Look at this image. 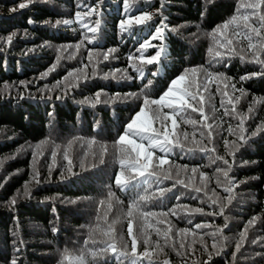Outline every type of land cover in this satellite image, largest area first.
<instances>
[{
    "label": "trees",
    "instance_id": "16d2710c",
    "mask_svg": "<svg viewBox=\"0 0 264 264\" xmlns=\"http://www.w3.org/2000/svg\"><path fill=\"white\" fill-rule=\"evenodd\" d=\"M257 2L0 0V264H75L78 257L82 264H264V131L258 130L264 129V63L255 59L264 60V39L249 32L243 20L249 15V23L259 27L247 7ZM21 3L28 6L20 8ZM141 14L152 19L136 24ZM128 19L133 23L121 30L119 22ZM96 21L97 32H89ZM162 21L163 39H153ZM221 40L232 44L220 47ZM145 41L152 46L142 50L143 59L163 48L152 64L141 63ZM111 49L116 51L105 60ZM215 51L224 58L214 59ZM186 70L197 95L189 103L199 109L203 97L211 141L204 117L188 108L175 117V130L165 121L174 132L170 140H179L183 150L150 149L149 171L163 182L145 183L152 178L138 176L118 186L119 159L128 148L116 143L119 136L145 99H158ZM245 76L250 78L242 80ZM226 109L232 114L225 115ZM241 117L243 140L237 127ZM152 126L161 128L158 122ZM142 143L147 147V140ZM225 160L232 166L231 193L224 191ZM132 175L125 172V180ZM161 189L167 191L159 195ZM142 195L152 198L130 216L129 205ZM142 212L154 215L145 218ZM109 242L116 251L102 252Z\"/></svg>",
    "mask_w": 264,
    "mask_h": 264
},
{
    "label": "snow or ice",
    "instance_id": "6c2138e0",
    "mask_svg": "<svg viewBox=\"0 0 264 264\" xmlns=\"http://www.w3.org/2000/svg\"><path fill=\"white\" fill-rule=\"evenodd\" d=\"M28 5L26 3H21L19 5L20 8H25ZM247 7L252 8L253 12L251 13V16H257L258 17V22H259V27L255 26L256 25V21H252L251 23H249L250 21V16L249 15H244L243 16V20L246 22L245 23V28L248 29L249 32H254L256 35V38L258 40L260 39H264V37L261 36V32L264 31V0H258L257 3H253V4H249ZM256 9H259V12L256 11ZM87 15V14H86ZM76 17L78 20L82 21V17L81 14L79 12L76 13ZM152 19V16L150 14H141V15H137L134 18V22L136 24H145L146 22L150 21ZM236 17H233V23L235 22ZM32 21H29V23H31ZM65 24H70L72 23V21H64ZM133 23V20L128 19V20H123L119 22V27L121 30H126L125 26L126 25H131ZM100 25V21H96V27H91L88 28L89 32L92 33H96L97 29ZM84 27H87L86 24L83 25ZM228 25L225 24L223 26V28H227ZM166 28V25L164 24V22L162 21V26H159L156 28L155 34L153 36V39H163V34H164V30ZM245 39L249 40V48L252 49L255 47V45H253L251 43V38L249 35L245 34L244 36ZM218 44L220 47H226L227 45H231L232 44V40H228L227 41V45H225L224 41H218ZM152 45H150L148 43V41H145L144 43H142L140 45V50H141V63L144 64H152L154 62L157 61V59L160 57L161 55V51H163V48H161V51H157L155 55H152L150 58L148 59H143V51L144 49H146L147 47H150ZM264 47V46H262ZM231 51H234V49H230ZM116 49H111L109 53L104 54V59L107 60L109 58V55L111 54V52H115ZM214 59L215 58H220L223 59L224 58V53H222L221 51H215L213 53ZM243 59V57H241ZM257 61L264 63V60H261V58L259 56H257L255 58ZM129 60H133L132 56H129ZM135 70L139 73H141V75L143 74L142 72V68L137 67L135 65V63H133L132 65ZM55 70V66H53V68L49 69V71H53ZM95 71V70H94ZM187 71L185 74H182L174 79H172L170 81L169 87L167 88V90H165L163 92L162 95L159 96L158 99H145L144 101V106L140 108V110L138 112H136L131 121L126 125V132L124 134H121L117 140V144H121V145H127L128 148H130V152L128 151V148H125L123 150V153L119 159V164L121 167V171L117 173L116 175V179H115V183L118 186L124 187L126 185H128L131 180L135 179L136 177H144L147 176L149 178H152L151 181L150 180H146L145 183H162L163 181L160 178V174L158 172L155 171H149V168L152 167V160H153V152L150 149H159L161 152L164 153H168L171 152L173 150L174 147L180 146L181 150H183L182 146L180 145L179 140L176 141L175 144H173V141L170 140V135H173V133H169L167 131L166 125H165V121H171L172 123V128L173 130L176 129L177 127V122L175 117L176 116H182V114L186 111V109L191 108L192 112H196L199 111L201 113V116L204 117V109H203V97L200 98L199 103L201 104V107L199 109H197L195 106H193V104L189 103V100L192 101H196L197 100V95L195 93H193L192 91H190V88L193 86V81L192 80H187L186 81V75H187ZM197 72L196 69H192L191 73L193 75H195ZM45 76L47 75V73L44 74ZM69 75L71 76L72 73H69ZM260 75H264V72L260 73ZM207 78L212 79L213 78V74L212 73H207ZM219 77H215V79H218ZM250 78V76H245V77H241L242 80L244 79H248ZM202 86L205 90H207L208 85L206 83H203ZM198 86V87H200ZM234 88V86H233ZM219 90V89H218ZM243 91V89H241V92ZM225 95H227V93H225ZM238 100V98H235ZM231 102V101H229ZM150 105H156L157 107L155 109H151L149 106ZM222 106H223V102H222ZM161 108H169L172 111V114H166L163 113L160 109ZM147 109V111H146ZM151 112V116L148 115V112ZM235 111V107H233V112ZM251 111V109H250ZM232 113L228 112L227 109L225 111V115H231ZM204 121H205V127H207L209 129L208 132V139L209 142L211 141V129H212V125L211 124H207V117H204ZM153 122H158L161 125V128H154ZM187 123L192 124L193 126H195L197 124V121L194 119H189L187 120ZM244 124H245V118L241 117L240 119V123L237 126L239 129V132L241 134V139H245L243 133L245 132V128H244ZM161 129H164L163 131H161ZM259 131H264V129H258ZM229 132L232 134H235V132L233 131V129L231 127H229ZM257 133L253 132L252 136H255ZM185 139H187L188 134L187 133H183ZM195 135V133L193 134ZM204 133L203 131H201V136H203ZM130 137H138L139 141L138 142L136 139L130 138ZM147 140L148 145L147 147L145 146L144 143H142V141ZM195 142V141H194ZM201 151H211V149H207V148H201ZM189 151L191 152L192 149H189ZM134 154V155H133ZM67 154L65 155V159H67ZM216 159H221L219 156L216 157ZM69 163L71 164V161H69ZM167 163L166 160L164 159H160V164H165ZM224 163L226 165H228V161L225 160ZM232 166L228 165L227 170L223 171V175L225 177L226 180H228V184L227 186L224 188V191L231 193L232 192V187H233V181H231L230 179H228V173L231 171ZM193 173H195L197 170L193 169L192 170ZM218 171H220V169H218ZM125 172L128 173H134V175L130 176L128 178V180H125L124 175ZM169 176H164V179H169ZM201 181L205 180V176L203 173H201L200 176ZM177 183H184V181L182 180H177ZM186 187L188 186L187 184L185 185ZM167 191L166 189H161L159 192V195H163L164 192ZM197 192L200 191L199 188L196 189ZM152 197L150 196H145L142 195L139 197V199L137 201H133L132 204L129 205V215L131 216L133 214V210H136L140 207V203L143 201H147L149 199H151ZM213 203H215V201H213ZM193 211L196 212H200L202 211L201 209H195ZM142 215L145 216V218L154 215V213L151 212H142ZM161 215H165V214H161ZM255 218H253V221H249V224L254 223ZM197 229H200L202 226L200 224H197L195 226ZM204 227H207V225H205ZM227 227V224L224 226ZM185 232L187 230H184ZM222 231V230H221ZM128 233L129 236L133 235V228H132V223L131 221H129V225H128ZM166 234V233H165ZM105 235H109L108 232L105 233ZM241 239H246V232L241 234ZM147 243V241H145ZM253 243H257L258 241H252ZM241 245L237 246V251H239ZM213 247H215V244L213 245ZM131 248H132V252L133 254H135L136 252V239L133 238L132 239V244H131ZM107 249H112L113 251H116V244L115 243H107L105 249H102L101 251L104 252ZM145 257H148L149 254L145 253L144 254ZM67 258V257H65ZM211 258V257H209ZM13 264H16V261H13ZM75 264H82V258H76ZM133 264H135V261H133ZM165 264H167V262H165Z\"/></svg>",
    "mask_w": 264,
    "mask_h": 264
}]
</instances>
